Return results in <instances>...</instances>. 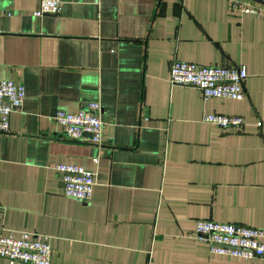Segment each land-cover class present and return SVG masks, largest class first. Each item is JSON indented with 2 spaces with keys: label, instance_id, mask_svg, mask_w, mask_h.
<instances>
[{
  "label": "crops",
  "instance_id": "crops-1",
  "mask_svg": "<svg viewBox=\"0 0 264 264\" xmlns=\"http://www.w3.org/2000/svg\"><path fill=\"white\" fill-rule=\"evenodd\" d=\"M39 1L0 0V78L25 89L0 134V237L47 235L51 264H264L191 238L197 220L264 229V19L228 0H63L37 18ZM173 61L243 65L244 98L171 86ZM91 101L102 144L58 139L54 113ZM56 165L94 173L92 197H64Z\"/></svg>",
  "mask_w": 264,
  "mask_h": 264
},
{
  "label": "built area",
  "instance_id": "built-area-1",
  "mask_svg": "<svg viewBox=\"0 0 264 264\" xmlns=\"http://www.w3.org/2000/svg\"><path fill=\"white\" fill-rule=\"evenodd\" d=\"M63 0H40L33 16L58 15L62 11ZM228 8L233 13H251L264 19V8L249 6L241 0H228ZM4 11L0 10V17ZM1 33V29H0ZM248 77L243 65L199 66L194 63L173 61L170 65L169 83L171 86H186L198 89L204 101L212 98L240 101L244 98L243 82ZM25 98L23 85L0 78V134L8 135L9 117L21 108ZM99 102H87L76 113L57 110L53 123L58 139L72 142L102 144L103 122ZM203 122L220 129L243 126L241 117L221 114L204 115ZM260 126V123H257ZM54 169L61 175L63 196L80 202L92 197L96 185L95 175L78 165H56ZM0 205V213H1ZM191 238L207 245L211 254L244 260H264V229L245 225H234L197 220ZM50 237L21 233L0 237V258L8 264H51Z\"/></svg>",
  "mask_w": 264,
  "mask_h": 264
},
{
  "label": "water",
  "instance_id": "water-1",
  "mask_svg": "<svg viewBox=\"0 0 264 264\" xmlns=\"http://www.w3.org/2000/svg\"><path fill=\"white\" fill-rule=\"evenodd\" d=\"M249 1H253V2L257 3V4H260V5L264 6V0H249Z\"/></svg>",
  "mask_w": 264,
  "mask_h": 264
}]
</instances>
